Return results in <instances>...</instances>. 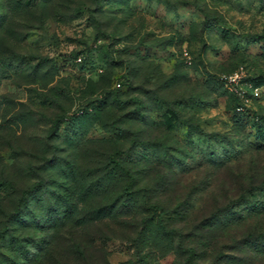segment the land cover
I'll list each match as a JSON object with an SVG mask.
<instances>
[{"label": "rangeland", "instance_id": "1", "mask_svg": "<svg viewBox=\"0 0 264 264\" xmlns=\"http://www.w3.org/2000/svg\"><path fill=\"white\" fill-rule=\"evenodd\" d=\"M124 191L139 216L94 214ZM8 213L0 264L49 235L91 263L264 264V0H0Z\"/></svg>", "mask_w": 264, "mask_h": 264}, {"label": "trees", "instance_id": "2", "mask_svg": "<svg viewBox=\"0 0 264 264\" xmlns=\"http://www.w3.org/2000/svg\"><path fill=\"white\" fill-rule=\"evenodd\" d=\"M116 83H119L118 87L115 86ZM114 87L115 89L121 88V83L115 82ZM81 113H83V110H80V114ZM107 165L108 166L106 170H104L106 165H102V167H100L99 170L94 171L95 172L94 180L96 184H98L99 181H102V180H106V179L109 180L113 178L114 174L116 175L118 173L116 170V167L109 165V164ZM46 183H47L46 179L43 177H40L38 184L42 185ZM36 189L37 188L35 184H33L32 186H29L28 188H25V191L23 190L21 194V200L23 199L25 194L34 192ZM108 193H109V190H102L99 193V187H96L95 192L93 194L94 196L93 198L97 201H100V199H102ZM123 193L124 194L122 193L117 194V197H116L117 200L112 205L99 206V208L96 211H94V214L96 213V215L98 216L101 213H104L105 210H108L107 212L110 215L111 214L113 215L112 219L115 218L116 220H119V222H124L125 224L128 222L127 218H131V216L132 218H136L137 216H139L140 212L138 211L141 209H144V202H141V203H137V202L129 203L128 202L127 203V198L133 197L134 199V195L136 194V192L124 191ZM125 193L127 194L125 195ZM20 205L17 203L15 211H18L20 209L21 207ZM51 207L55 209L54 204L51 205ZM113 208H116V209L115 211L111 212ZM150 208L155 210V208H161V206L151 205ZM8 216H10L9 213L7 214V218H5V224L3 226L4 229L2 228L0 229V236L3 234L4 230L7 228L6 221H8L9 219ZM150 222H154V218L147 216L141 219L139 223V225L141 226L140 230L138 231V233H140L139 235L144 234L145 229ZM155 222H156L155 228L157 230L164 232L165 233L164 235H168L174 231L172 228H169L167 230L164 229V224L160 216H157V220ZM73 224H76V222H74ZM139 225H137V227H139ZM57 240L55 239L54 235H49L47 239H44L43 242L37 246V249L30 251V254L24 260V264H72L70 260L74 259L75 256H78V260L74 261L73 264H99L97 262L91 263L90 257H92V255L95 252H98L99 250H96V248L93 247L92 242L90 241V239H88L87 236L82 237L80 239V242L74 241L69 238H65V239L58 238Z\"/></svg>", "mask_w": 264, "mask_h": 264}, {"label": "built area", "instance_id": "3", "mask_svg": "<svg viewBox=\"0 0 264 264\" xmlns=\"http://www.w3.org/2000/svg\"><path fill=\"white\" fill-rule=\"evenodd\" d=\"M237 75H238L237 73H234V74H231V75H228V76H223V78L225 79L226 82L232 84L233 82L236 81V79L238 77ZM115 86L118 87L119 83H116Z\"/></svg>", "mask_w": 264, "mask_h": 264}]
</instances>
